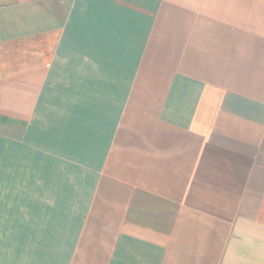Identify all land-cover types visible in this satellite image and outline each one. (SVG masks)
<instances>
[{
  "label": "crops",
  "instance_id": "crops-1",
  "mask_svg": "<svg viewBox=\"0 0 264 264\" xmlns=\"http://www.w3.org/2000/svg\"><path fill=\"white\" fill-rule=\"evenodd\" d=\"M0 264H264V0H0Z\"/></svg>",
  "mask_w": 264,
  "mask_h": 264
}]
</instances>
